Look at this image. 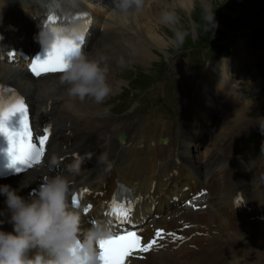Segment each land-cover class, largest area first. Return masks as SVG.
<instances>
[{
  "label": "bare ground",
  "instance_id": "bare-ground-1",
  "mask_svg": "<svg viewBox=\"0 0 264 264\" xmlns=\"http://www.w3.org/2000/svg\"><path fill=\"white\" fill-rule=\"evenodd\" d=\"M18 1L22 6L14 9L13 3V8L6 5L1 16L5 27L8 21H12L15 27L6 31L1 29L0 24V36L7 35L15 43L30 46L38 39L36 25L47 3L52 0ZM194 2L126 0L119 10L110 12L111 4L107 1L103 4L95 0H60V3L69 6L81 4L84 10H91L96 16L109 13L111 21L100 17V25L104 24L105 30L92 28V37L85 49L87 51L96 44V48L102 50L101 55L96 54L94 61L87 62H81L82 56L76 68L66 74H49L35 79L26 72L25 62L11 64L0 57V79L24 88L38 122L48 120L52 123L54 132L48 145L46 165L39 168L58 170L63 181L74 180L72 186H89L94 192L86 201L95 202V205L87 213L88 217L100 220L101 201L111 196L117 181L128 183L135 192L144 195L141 210L145 215H153L152 207L156 203L157 212L178 211L179 207L171 206V199L180 192L187 194L183 191L187 185L193 190L201 184L209 187L212 206L203 211L185 213L192 220L204 222L208 234L191 240L196 247L182 245L175 250L150 252L142 264H237L241 256L254 259L252 264H264V222H255L251 230L258 215L264 214V159L245 145L243 125L238 124L237 132L231 127L246 115L255 102L246 101L240 94L230 91L222 79H215L207 73L204 76L213 83V88L202 91L195 103L197 110L185 112V117L182 116L183 119L173 126L158 115L107 117L109 93L122 91L123 88L115 78L117 68L130 60V56L142 58L140 63L143 65L149 64L158 60L152 48L168 46L166 37L155 27L159 17L163 19L168 15H164L160 7L169 3L189 11ZM17 8H21L22 15L14 13ZM20 19L24 21L22 26ZM114 20L116 22L107 26ZM116 23L127 27V35L120 36L117 26L113 28ZM24 32L27 33V44L20 39ZM106 32H111L120 40L110 42L112 40L106 39ZM106 43L113 44L110 48L100 46ZM213 91L222 92L219 106ZM203 108L207 111L204 112ZM222 112L221 120L212 123L209 114L219 115ZM196 115L202 116L206 122L210 120L209 133L203 132L204 127L199 121L195 123ZM217 128L226 132L221 146L213 149L206 146L204 151L201 150L199 160H194L190 144H194L196 138L203 146L207 140H210L209 144L213 143L217 137L212 134ZM122 133L126 135L124 141L119 140ZM167 134L168 140L161 142V137ZM232 134H237V139ZM75 151L78 152L77 158L73 155ZM76 160L81 164L74 170L72 165ZM39 168L0 180V264H31L33 258L39 256L37 248L41 247L35 241L36 232L29 222L33 211L47 209V205L56 210H60L59 205L69 208L62 196L17 198L25 189V183L39 174ZM100 191L105 193L103 197ZM239 191L245 195L246 206L242 208L236 207L234 201ZM251 214L254 215L253 220L239 222L241 217L248 218ZM72 215L80 217L82 214L73 210ZM155 221L157 224L166 223L164 217Z\"/></svg>",
  "mask_w": 264,
  "mask_h": 264
},
{
  "label": "rangeland",
  "instance_id": "rangeland-1",
  "mask_svg": "<svg viewBox=\"0 0 264 264\" xmlns=\"http://www.w3.org/2000/svg\"><path fill=\"white\" fill-rule=\"evenodd\" d=\"M12 3L14 4V9H16L15 7L22 6L18 0H12L8 3L12 8ZM254 3L257 4L255 5ZM2 5L3 1L0 0V7ZM5 7H2L0 10L1 15H3ZM160 8L163 9L164 15H167L166 13L168 15L166 17L162 16L164 17L163 19L159 17V22L155 24V27L166 37L165 41L168 46H164L161 49L153 44L155 47L152 49L155 50L154 52H156L158 60L146 65L140 63L142 58L134 59V56H130V60H126L122 66L117 68L115 77L124 86L127 85L128 76L130 74L133 75L136 70L138 72H146L149 76H155L158 71V78L156 77L154 81L148 83L147 87L137 86L135 90L139 92V98L137 99L135 95L130 93V90H126L123 97H121V94L116 97L111 96L108 103H114L113 110L120 109L121 106L125 107V110L117 115H129L132 113V108L139 102H142L147 111L138 116L132 113L134 116L144 117L160 114L165 119L161 113L162 108L169 109L173 107L172 111L175 117L173 119H165L169 123L168 125L173 126L185 109L192 107V110L195 108L192 105L194 103L193 92L199 86L201 80L203 85L206 82V78H204L202 72L205 70L204 75L210 73L213 78L222 79L221 76L226 75L232 67L229 61H218V56L223 54L222 51H228L224 45L227 43L229 44V49L233 51L232 54L239 55L241 61L234 71L235 74L239 72L238 87L240 88H234L236 85H233L230 89L232 91H241L240 96L243 99L245 95L248 97V99H245L246 101L255 102V105L250 109H253L250 117L251 126L255 129L260 128L261 123L264 128V80L259 75V72H262L264 78V43H258L257 39L259 35L256 32L252 33V35L249 34L257 26L264 27V0H195L194 7L189 11L169 3H165ZM256 15L260 16L251 20ZM114 22L116 21L108 23L107 26H110ZM116 26L115 24L113 25V27ZM119 26L121 28L119 27L117 30L120 32V36L127 35V27ZM102 28L105 30V26H102ZM257 30L264 32L260 27ZM105 34L107 35V40H112L110 42L120 40V38H117L111 32H106ZM263 35L264 33L262 37ZM136 38H139V35H136ZM98 41H101V39ZM112 44L106 43L100 46L110 48ZM96 47H98L96 44L91 47L81 62L94 61V55H101V48ZM202 59H207L206 65L213 61H216V63L214 65L209 64L207 68L202 70ZM192 62L195 64L192 65ZM257 64H260L261 67V71L259 72ZM214 95L216 104L219 106L222 92H214ZM199 100L201 101L200 98ZM249 111L243 118L231 126L236 129V132L239 130V124L243 125L245 133L249 126V121L247 120ZM108 116L112 117L115 115L110 112ZM183 117H185V114H183ZM198 121L204 127L203 132L209 133L210 128L206 120L202 116L196 115L195 123H198ZM167 129L169 130V128ZM216 130L217 138L214 142L210 144L209 140L206 142V144L208 143L207 147L209 145L210 149L214 147L219 148L226 137V132L222 128H217ZM260 135L263 136L262 140H264V129ZM237 136V134H232L233 138H237ZM194 145H198L202 151L207 148L205 145H202L198 138H196L194 144H190V149ZM239 258L240 261L237 264H244L248 259L250 260L247 264L249 262L252 264L254 261V259L249 257L241 256Z\"/></svg>",
  "mask_w": 264,
  "mask_h": 264
}]
</instances>
